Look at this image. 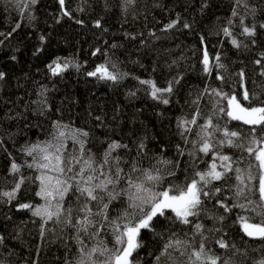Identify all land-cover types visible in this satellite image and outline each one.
Wrapping results in <instances>:
<instances>
[{"label": "trees", "instance_id": "trees-1", "mask_svg": "<svg viewBox=\"0 0 264 264\" xmlns=\"http://www.w3.org/2000/svg\"><path fill=\"white\" fill-rule=\"evenodd\" d=\"M18 3L23 4L24 0H0V72L5 73V78L0 80V192L10 191L20 174L32 177L38 174L24 166L31 158L21 148L50 140L54 121L89 131L91 143L87 147L92 149L97 161L106 147L105 141H119L131 148V152L119 150L125 161L121 165L125 172L136 160L140 161L141 169H159L165 177L163 187L172 181L184 183L185 176L192 178L196 170H205L211 162V153L208 156L199 153L198 158L187 155L195 152L190 141L196 138L198 127L188 125L193 129L192 133H186L188 143L181 138L177 127L180 119L192 118L196 106L191 101L197 94L206 86L222 89L248 106L242 97L244 89L257 94L264 90V76L259 74L264 69V60L260 65L254 63L264 53V28H260L264 23V0H241V4H236V0H136L134 5L127 6V11H122V0H107L108 10L105 0H65L64 10L70 12L71 17L63 15L59 0H37L23 12ZM234 7L239 13L235 17L232 16ZM81 8L83 11L79 10ZM30 16L35 19L30 20ZM97 19L101 20V28L94 27ZM77 20H82L83 24L76 23ZM174 20L178 21L176 26L165 30ZM185 23L190 27L185 28ZM17 24L20 28L13 31ZM252 25H256L255 37L241 35L243 26ZM223 27H229L232 37L223 35ZM41 35L45 36L43 42L39 39ZM232 38L241 42L239 48L232 45ZM205 49L213 64L216 63L214 57L219 55L225 69L214 68L211 76L205 74L202 64ZM57 58L79 67L70 64L62 75L53 76L47 66ZM101 64L123 78L113 83L87 75ZM241 70L245 73L243 79L238 75ZM218 72L226 77L224 81L216 79ZM174 79L180 82L173 85L170 96L165 94L170 100L168 105L152 99L148 86L139 83L153 80L164 88ZM210 99L212 97L205 93L199 100L204 117L212 112ZM226 105V100L221 101L220 106ZM219 120L232 130L248 131L249 126L230 121L222 114ZM204 122L203 118H197V125ZM141 140L146 147L143 155L137 156V144ZM66 145L72 151V141L67 140ZM177 145L185 152L184 156L178 154ZM223 151L234 159L241 156L234 148ZM243 157L238 165L242 169L256 164L247 153H243ZM162 160H170L172 164L159 162ZM13 161L22 165L21 173H11ZM251 170L257 176V180L251 181L255 185L259 172L255 167ZM171 171L176 173L174 177L167 175ZM230 175L233 179L216 197L228 198V203L233 202L230 186L237 183L234 174ZM135 176L143 178L140 172ZM37 184L38 181H26L10 203L0 197V236L4 237L0 244V261L3 264H65L66 261L74 264L79 257V245L70 235L71 229L50 221L42 237L40 218L33 217L28 210L18 209L22 203H44L35 196ZM66 203L71 204L73 218H77L80 202L73 198ZM214 203V200L207 203V207L218 215L223 214L224 221L216 223L208 218L200 221L209 229L222 228V232L215 233L208 241L213 251L231 254L215 244V238L223 236L247 253L243 264H253L264 257V240L245 236L237 221L238 215L252 214L242 213L238 208L224 213ZM123 208L124 205H118L111 215L115 217ZM161 221L156 225L157 231L170 224L163 218ZM187 229L188 226L180 224L172 226L183 239L191 238V235L184 236ZM141 238L144 247L138 250L139 264H165L163 257L155 260L162 241L146 230H142ZM100 239L109 249L115 246L111 228L89 241V246ZM94 259L100 264L104 257L97 255Z\"/></svg>", "mask_w": 264, "mask_h": 264}, {"label": "snow or ice", "instance_id": "snow-or-ice-1", "mask_svg": "<svg viewBox=\"0 0 264 264\" xmlns=\"http://www.w3.org/2000/svg\"><path fill=\"white\" fill-rule=\"evenodd\" d=\"M135 2L136 0H122V11H127V6L134 5ZM36 3L37 0H24L23 4L18 3V7L23 12L29 5ZM59 4L64 10L65 0H59ZM236 4H241V0H236ZM109 8L110 5L105 0V9ZM79 10L83 11L82 8ZM63 15L71 17V13L66 10L63 11ZM237 15L239 13L234 7L232 16ZM29 19L35 17L30 16ZM177 22V20L172 21L166 25L165 30L174 28ZM76 23L83 24V21L77 20ZM228 23L231 24L232 20L229 19ZM241 24L243 25V19ZM183 26L190 27L187 23ZM94 27H102L100 19L95 21ZM19 28L20 24H17L13 31ZM260 28H264V23L260 24ZM221 31L225 37H232L229 27H223ZM256 34V25L243 26L241 35L255 37ZM39 39L43 42L45 36L41 35ZM201 40L203 41V37ZM231 43L237 48L241 46V42L236 38H232ZM252 43H255L254 39ZM96 51L99 52V49ZM95 54L94 52L93 55ZM12 59L15 60L16 57L13 56ZM214 60L215 64L212 63L205 49L202 64L203 72L208 76L213 74L214 68L225 69L219 55L215 56ZM262 60L264 53L261 54V59L255 60L254 63L260 65ZM70 64L71 62L67 60L62 63L57 58L47 67L53 76H60ZM71 66L79 67L75 64ZM115 67L116 65L113 64L112 68ZM259 74L264 76V69ZM87 75L113 83L123 78L117 72L109 71L105 64L99 65L95 71L88 72ZM238 75L243 79L245 73L241 70ZM4 78L5 73L0 72V80ZM225 78L219 72L216 74L218 80L224 81ZM179 82V79H174L167 87L161 88L153 80L139 81L141 85L148 86L152 99L165 105L170 102L168 96L174 91L173 85ZM205 93L212 97L209 103L213 105L212 112L207 117H204L199 108V100ZM262 96L264 90L257 94L250 93L245 88L242 93L243 100L248 102V106H245L236 95L224 93L222 89L206 86L197 94L196 99L191 101V104L196 106L192 118L180 119L177 127L186 143L189 142L186 133L193 131L188 125L198 127L196 138L190 141L195 152H188L187 155L198 158L199 153L205 156L211 153V162L205 170H196L192 178L185 176L184 183L172 181L167 187H163L165 177L160 174L159 169H141L138 166L140 161L136 160L130 163L129 170L125 172L121 166L125 161L119 150L131 152V148L128 144L119 141H105L106 147L101 159L97 161L92 149L87 147L91 143L89 131L54 121V131L50 133V140L29 143L21 148V151L31 158V162L25 161L24 166L38 174L34 177L20 174L13 188L10 191L0 192V197L6 198L10 203L16 199L17 193L26 181L32 183L38 181L35 196L44 203L36 205L22 203L18 205V209L28 210L33 217L40 218L42 237L45 225L50 221L71 229L70 235L79 245L77 249L79 257L74 264H97L94 259L97 255L104 257L100 264H139L138 250L144 247L142 230L153 233L162 241L160 254L155 257L156 261H160L163 257L165 264H243L248 258L247 253L242 252L235 244H230L223 236L215 238V244L219 249L231 254L223 255L213 251L208 241L215 233L222 232V228L214 226L209 229L200 221L203 218L211 219L216 223L224 221L223 214L218 215L207 207V203L214 200V206L223 209L224 213H231L235 208L240 209L242 213H251L252 215L237 216L241 230L249 238L264 240V98ZM224 100L227 101L226 107L220 106L221 101ZM221 114L230 121L249 126L248 131L232 130L227 124L222 125L219 120ZM197 118H203L205 122L197 125ZM67 140L72 141V151L67 148ZM145 147L141 140L137 144V156L143 155ZM225 148L237 149L241 152V156L234 159L233 156L224 153ZM177 150L180 156L185 155L180 145H177ZM243 153L252 157L256 164H249L247 169L239 167L244 159ZM159 162L172 164L170 160ZM178 165L177 161L176 166ZM21 167L22 165L13 161L10 165L11 173L13 175L21 173ZM253 167L259 172L258 183L255 185L251 184V181L257 180V176L251 170ZM137 172L141 173L142 179L135 176ZM230 174H234L237 182L230 186V190L233 191L232 203L226 202L228 198L216 199L228 181L233 179ZM167 175L174 177L176 173L171 171ZM122 184L125 187H120ZM158 187L161 190H156ZM73 198L80 202L77 218H73L74 210L71 204L66 203ZM118 205H124L123 211L113 217L111 213ZM161 218L170 224L162 231H157L156 225L162 222ZM256 218H259L258 222H253ZM176 224L188 226L184 236L191 235V238L183 239L178 232L173 231L172 226ZM109 228L115 242L112 249L104 245L102 239L94 246H89V241L96 240ZM3 242L4 237L0 236V244ZM237 256L241 259L236 260ZM0 264L3 262L0 261ZM65 264L70 262L66 261ZM253 264H264V257L254 261Z\"/></svg>", "mask_w": 264, "mask_h": 264}]
</instances>
